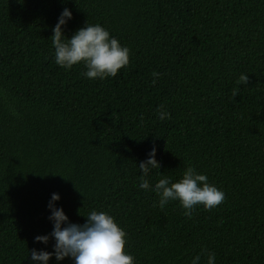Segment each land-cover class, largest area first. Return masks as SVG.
Returning <instances> with one entry per match:
<instances>
[{
  "label": "trees",
  "instance_id": "trees-1",
  "mask_svg": "<svg viewBox=\"0 0 264 264\" xmlns=\"http://www.w3.org/2000/svg\"><path fill=\"white\" fill-rule=\"evenodd\" d=\"M64 7L65 35L100 24L129 48L116 77L55 64ZM152 145L158 172L175 182L191 166L224 202L191 217L176 201L154 206L135 165ZM54 192L70 222L113 216L133 264H205L209 251L216 264H264V0H0V264L44 247L33 238L52 230Z\"/></svg>",
  "mask_w": 264,
  "mask_h": 264
},
{
  "label": "clouds",
  "instance_id": "clouds-1",
  "mask_svg": "<svg viewBox=\"0 0 264 264\" xmlns=\"http://www.w3.org/2000/svg\"><path fill=\"white\" fill-rule=\"evenodd\" d=\"M23 3V0H17ZM72 19V12L64 7L52 26L51 43L54 49V62L59 67L70 69L82 64L85 71L82 75L89 79L116 77L119 70L130 63V50L122 45L109 31L100 24L85 22L82 27L75 29L71 36L65 35V27ZM161 74L153 72L152 76L159 78ZM248 81L246 74H241L238 85ZM155 83V79L152 81ZM238 88L233 89V96ZM158 118L163 120L168 113L158 109ZM156 148L150 146L142 160L135 162L139 172L138 188L154 193L158 198L154 206L163 209L170 202L176 201L184 210V215L191 217L196 206L211 210L222 204L225 194L215 185L208 182V177L197 172L193 167L184 169L181 177L175 182L166 174L157 171L160 164L156 160ZM155 170L159 179L150 183L149 174ZM60 196L52 193L46 205L52 224L48 234L37 235L34 243L44 245L43 248L28 249L25 258L29 264H49L54 258L56 264L66 258L72 264H133V257L124 250L126 233L113 216L104 211L91 210L83 224L70 222L61 207L56 206ZM52 240L51 251H48L49 240ZM205 264H216L214 252H206ZM201 255L192 257L190 264H200Z\"/></svg>",
  "mask_w": 264,
  "mask_h": 264
}]
</instances>
